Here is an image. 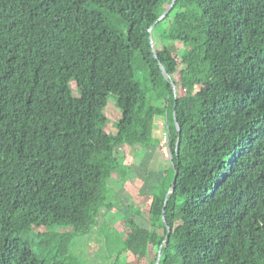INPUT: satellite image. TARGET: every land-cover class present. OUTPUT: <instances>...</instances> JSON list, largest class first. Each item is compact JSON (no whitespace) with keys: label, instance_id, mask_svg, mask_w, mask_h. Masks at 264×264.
Masks as SVG:
<instances>
[{"label":"trees","instance_id":"obj_1","mask_svg":"<svg viewBox=\"0 0 264 264\" xmlns=\"http://www.w3.org/2000/svg\"><path fill=\"white\" fill-rule=\"evenodd\" d=\"M173 3L0 0V264H95L78 239L125 206L120 151L160 146V118L171 167L121 256L264 264V0H177L158 23Z\"/></svg>","mask_w":264,"mask_h":264},{"label":"rangeland","instance_id":"obj_2","mask_svg":"<svg viewBox=\"0 0 264 264\" xmlns=\"http://www.w3.org/2000/svg\"><path fill=\"white\" fill-rule=\"evenodd\" d=\"M174 17L165 21L164 27L170 28ZM155 44L162 46L165 44L164 38L160 32L154 37ZM167 41V40H166ZM174 50H184L179 44L168 43ZM77 90V85H73ZM202 87L198 86L195 92H201ZM192 91H184L178 88V96H183ZM111 119L110 131L117 133V123L123 118V112L118 108L115 102H111L107 110ZM159 129L157 131L160 146L150 150L143 147L124 146L120 154L125 162L126 169L131 173L130 181L125 184L118 175L111 182V186L119 193L120 198L124 200V207L114 210H104L102 215V225L106 226V231L94 232L90 235L80 237V248L78 254L86 257L95 264H151L156 260V251H151L150 256L140 258L133 253L120 254L122 238L128 239L131 233L128 226V218H137L139 224L144 227H150V214L152 208L153 194L155 187L164 172L171 167V152L168 140L167 123L165 118L158 119ZM146 194H143L142 192ZM142 213V214H140ZM181 227L180 224L177 225ZM164 234V231H160Z\"/></svg>","mask_w":264,"mask_h":264},{"label":"water","instance_id":"obj_3","mask_svg":"<svg viewBox=\"0 0 264 264\" xmlns=\"http://www.w3.org/2000/svg\"><path fill=\"white\" fill-rule=\"evenodd\" d=\"M176 2H177V0H174V3H173V5H172V7H171V8H170V9H169V10L163 15V17L159 20L158 23L164 21V20L170 15V13L173 11V9H174L175 6H176ZM152 39H153V38H152ZM152 42H153V45H154V40H152ZM162 67H163V69L165 70L166 75H168V74H167V71H166V69H165V67H164V66H162ZM175 89H176V91L178 90V88H177L176 85H175ZM180 130H181V129H180ZM180 141H181V137H180ZM180 141H179V145H180ZM177 182H178V175H177V177H176V180L174 181V184H173L172 190H171V192H170V194H169V196H168V198H167V202L169 201V198H170V195L172 194V192H174V191L176 190ZM165 214H166V212H165ZM169 230H170V232L173 231L172 228H169ZM168 239H170V237H169ZM161 260H162V252H161V254H160V258H159V261H158L157 264H160V263H161Z\"/></svg>","mask_w":264,"mask_h":264}]
</instances>
